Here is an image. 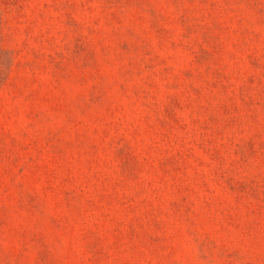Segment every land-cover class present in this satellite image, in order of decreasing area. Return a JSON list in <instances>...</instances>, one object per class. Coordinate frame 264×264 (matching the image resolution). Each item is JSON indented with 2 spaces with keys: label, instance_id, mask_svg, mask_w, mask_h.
I'll return each instance as SVG.
<instances>
[{
  "label": "rangeland",
  "instance_id": "1",
  "mask_svg": "<svg viewBox=\"0 0 264 264\" xmlns=\"http://www.w3.org/2000/svg\"><path fill=\"white\" fill-rule=\"evenodd\" d=\"M0 264H264V0H0Z\"/></svg>",
  "mask_w": 264,
  "mask_h": 264
}]
</instances>
